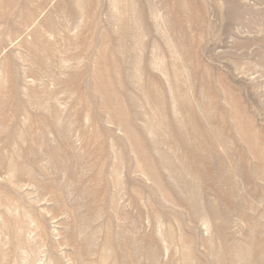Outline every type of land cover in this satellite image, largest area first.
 <instances>
[{"label":"rangeland","instance_id":"rangeland-1","mask_svg":"<svg viewBox=\"0 0 264 264\" xmlns=\"http://www.w3.org/2000/svg\"><path fill=\"white\" fill-rule=\"evenodd\" d=\"M0 264H264V0H0Z\"/></svg>","mask_w":264,"mask_h":264}]
</instances>
